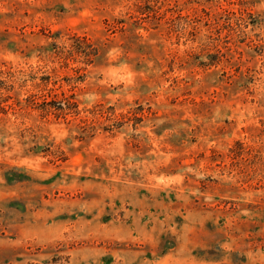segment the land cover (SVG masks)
I'll return each mask as SVG.
<instances>
[{
  "label": "rangeland",
  "instance_id": "obj_1",
  "mask_svg": "<svg viewBox=\"0 0 264 264\" xmlns=\"http://www.w3.org/2000/svg\"><path fill=\"white\" fill-rule=\"evenodd\" d=\"M0 264H264V0H0Z\"/></svg>",
  "mask_w": 264,
  "mask_h": 264
}]
</instances>
